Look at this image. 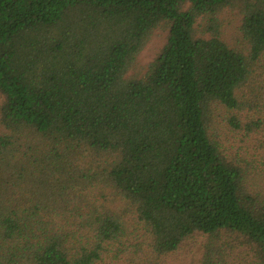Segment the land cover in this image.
Returning <instances> with one entry per match:
<instances>
[{
	"label": "trees",
	"instance_id": "obj_1",
	"mask_svg": "<svg viewBox=\"0 0 264 264\" xmlns=\"http://www.w3.org/2000/svg\"><path fill=\"white\" fill-rule=\"evenodd\" d=\"M260 173L264 0H0V264H264Z\"/></svg>",
	"mask_w": 264,
	"mask_h": 264
},
{
	"label": "rangeland",
	"instance_id": "obj_2",
	"mask_svg": "<svg viewBox=\"0 0 264 264\" xmlns=\"http://www.w3.org/2000/svg\"><path fill=\"white\" fill-rule=\"evenodd\" d=\"M224 17V37L229 43L235 44L238 41L241 42L239 35L236 33L235 22L231 23V19L226 18V14ZM166 39L167 28L165 26L158 27L139 55L141 65H146L156 57L164 46ZM213 113L212 118L218 127V136L222 139L225 150L228 152V148H232L235 151L239 150L241 153H244L242 142L245 140H243L239 133L228 130L229 128L225 122V116L227 115L225 109L219 105H213ZM254 182L257 188L261 192H264V174L260 173ZM205 240L206 235L204 234H195L189 237L182 243L177 252L166 259L167 264H197Z\"/></svg>",
	"mask_w": 264,
	"mask_h": 264
}]
</instances>
